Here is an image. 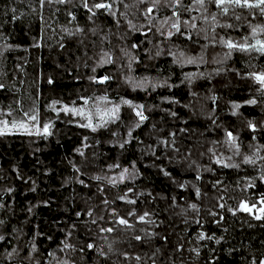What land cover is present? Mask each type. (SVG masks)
Segmentation results:
<instances>
[{
  "label": "trees",
  "instance_id": "16d2710c",
  "mask_svg": "<svg viewBox=\"0 0 264 264\" xmlns=\"http://www.w3.org/2000/svg\"><path fill=\"white\" fill-rule=\"evenodd\" d=\"M75 2L79 5L80 0H75ZM125 2L135 4L136 0H125ZM184 3L190 4L191 0H184ZM30 5H37V0H0V34L7 35L9 42L15 45V49L7 54L8 58L0 61V72H7L9 76L16 75L17 86L21 88L20 93H17L15 97L11 93H0V107L6 108L10 103L15 107L13 101L19 98L22 99L24 108L28 109L39 90L40 98L35 102V106L44 120L50 118L55 120L53 113L46 110V106L52 100H61L65 103L75 100L76 106L79 107L82 103L78 99L79 96L98 97L107 94L109 100L119 102L123 95L136 103L147 105L152 110L147 112L149 120L135 132V135L143 140L144 144L138 145L133 141L126 146L125 150L110 146L109 142L113 138L109 131L101 130L93 134L87 130L78 129L73 124L66 123L70 117L63 114L60 119L55 120L53 129L55 134L48 141L20 135L0 139V176L6 177V179L0 180V189L6 185H11L16 189L14 198L9 200L14 204L15 215L11 216L6 227H0V234L7 237L6 241L0 243V254L11 251L12 245L17 243L21 248H24L26 241L32 239L33 233L37 231V225L41 233L53 236L52 241H49L46 236L38 238V252L43 254L46 249L53 250L63 238V233L57 228V221L62 225L70 224L75 220V212L83 210L89 205H99L100 208H103V205L100 204L102 197L98 196L95 187L89 190L74 183L62 186L63 181L73 175L69 161H73L78 166L81 164V158L75 155L73 149L80 146L82 135H88L90 143H95V139L101 141L98 147L85 150L90 161L86 169L89 175L102 173L108 164L115 162H119L123 167H128L133 161L136 162L139 176L127 185H120L119 189L108 188V198L111 199L118 190L126 191L127 187H133L136 193H152V196L139 197L136 205H126L116 201L112 207H117L121 214L132 208L139 214L145 211L152 213V219L156 220L160 227H149L148 230L168 236L166 245L168 252L172 251L178 240L184 241L186 248L191 247L192 245L187 241L193 240L200 230L217 238L223 237L220 245L205 242L208 246L201 249L202 254L198 261L192 259L190 254L185 251L186 264H205L212 248L216 249L214 256L217 264H245V261L251 258L250 254L259 256L264 252V222L253 220L246 213H237L234 217L227 211L228 207H236L241 200L255 202L261 193H264V184H260L258 180L254 188H247L245 183L246 180L254 179L259 175L261 161L257 159L255 166L240 164L238 168H223L211 163L209 159L211 154L207 151L212 148L216 153L214 158L226 159L233 156L226 145L213 143V141L222 142L225 139V129L231 130L237 137L243 155H251V152L255 151V149L250 150V145L253 143L252 133L247 129L246 121L264 119V97L255 91L250 80L241 79L236 73L246 74L251 70L250 65H256V70L264 69V58L252 59L247 54L234 52L232 57L223 63H213L214 58L217 60L223 58L226 49L218 44L216 47H211L210 40L204 39L203 31L197 33L196 30H193L190 33L191 41L184 39L183 36H174L172 41L165 40L163 43H161L162 37H154L152 32H149L148 39L152 40V43H147L145 37L141 36L139 32H127L129 25L125 19L120 20L121 27L119 29L113 17L104 14H98L94 17V23H90L88 14L80 7L72 8L77 17L74 24L85 29L96 28L95 36L91 31H87L85 36L66 39V48L60 50L57 47V41L61 39V28H72L73 25L67 23L66 9L56 12L55 6H53L44 11L43 46L33 48L31 47L33 42L40 38L41 24L38 15L32 13ZM144 7L146 5L130 8L127 20H131L137 27H140L141 24L146 25L147 21L138 11V8ZM114 8L120 12L124 11L123 4H117ZM13 9H15L14 13ZM170 14V11L163 7L153 13L158 21ZM238 14L241 16L239 21L234 17L228 21L234 25L232 29L217 28L216 32L241 42L246 35H250L249 23L264 24V19H252L246 12L238 11ZM192 15L198 16L199 13L194 12ZM183 18L189 19L187 14H184ZM224 20L225 18L221 17V22ZM197 27H208L207 35L211 37L212 31L209 26L197 21ZM142 31H147V27ZM154 31L155 29H153ZM125 35L127 39H117L118 36ZM81 39L84 40V44L80 43ZM131 42L140 44L138 50L140 64L133 66L132 73L136 78L148 76L152 80L167 79L168 83L178 85V87L170 90L167 87L158 88L155 92H133L124 85L120 80L118 64L126 63V61L122 62L119 59L121 56L120 47ZM155 44H160L164 48V54L149 60L145 53L147 50H151L154 54ZM206 44L209 46L204 48L203 46ZM85 45L89 56L103 47L117 58L118 64L105 65L103 69H98L97 74L100 76L115 74L116 78L110 82V86H89L86 76L90 75L91 71L90 68H85L82 63L79 64L77 72V57L83 59ZM169 48L177 54L181 51L189 56L202 54L207 62L181 66L173 62L172 56L168 54ZM17 64L24 65L26 75L15 73L14 66ZM57 64L61 67H57ZM77 75L80 77L79 81L75 78ZM49 76L55 80L52 86L47 83ZM186 76H190L191 80H186ZM20 81H23V84H20ZM213 95L217 97L215 105L210 99ZM253 97L257 98L258 104L256 106L246 105L245 101ZM167 100H174L175 103H168ZM233 103L241 105L238 109L241 115H231ZM213 108H215L214 112ZM161 109L174 111L177 113V117L173 119ZM121 115L124 122H130V112L127 107L122 108ZM20 116L21 113L17 112L16 117L20 118ZM210 116L216 119L218 126L212 124ZM154 124L157 126L156 132L150 131ZM110 128L118 133L117 139L127 131L123 123L110 125ZM181 128H185L186 131L180 133ZM159 129H163V131H159ZM169 132L177 133V146L181 148V151L186 148L191 149L189 160L179 164L169 163L164 158L162 145L158 153L161 157L159 160H154L150 155L143 154L142 149L150 151L146 147L148 144L156 146L154 136L170 139L167 136ZM256 135L258 138L255 143L264 145V134L258 131ZM35 149H39V151H34ZM93 152L96 153L95 158H93ZM201 152H204L203 156L200 155ZM185 154L187 155V153ZM169 155H172L170 150ZM260 155H264V151ZM241 159V156H233L232 162L239 163ZM189 164L192 167H189ZM13 166H17L23 174L36 180L38 185L36 193L28 191L30 184L25 185L19 180L13 179L15 175L11 172ZM159 167H165L171 173V179L164 177L159 172ZM196 168L200 169L202 177L200 181L195 179ZM209 168L212 171H208ZM45 170L50 173L48 177L43 175ZM173 179L184 184L185 188L181 190L172 182ZM217 181L220 183L216 184ZM86 182L91 183L87 180ZM197 187L201 191L200 198L195 195ZM0 194H3L2 191ZM221 196L224 199L219 202L225 204L224 209L216 207ZM173 197H176L177 200L176 208L171 207ZM73 198H75L74 204ZM42 200H48L51 206L45 208L41 205L35 209V215L29 217L26 211L27 207ZM191 203L197 205L198 213L187 208V205ZM185 209L187 210L185 211ZM209 210H215L219 215L213 218L209 215ZM220 216H223L224 219L219 220ZM0 218L7 219L8 217L0 213ZM196 219L201 220L203 229L195 223ZM185 220L188 221L187 224ZM217 220L219 223H216ZM131 222L135 224V219L131 218ZM13 226L23 229V236L19 242L11 237ZM140 227L145 226L136 225L137 229ZM130 235V232L118 230L112 234L105 233L103 238L93 233L91 239L95 240L97 246H103L105 251H107L108 243H112L115 251H131L134 254L139 249L130 248ZM84 238L85 230L81 223L79 239L74 237V242H83ZM162 243L158 238L153 241L154 246H160ZM231 248L238 249V251L229 252ZM21 255L25 256L26 250ZM92 258L94 259V255ZM116 259L117 257H112V261ZM0 264H9V262L0 255ZM12 264H19V260L14 259ZM24 264H27V261Z\"/></svg>",
  "mask_w": 264,
  "mask_h": 264
},
{
  "label": "snow or ice",
  "instance_id": "6c2138e0",
  "mask_svg": "<svg viewBox=\"0 0 264 264\" xmlns=\"http://www.w3.org/2000/svg\"><path fill=\"white\" fill-rule=\"evenodd\" d=\"M117 4H123L124 11L120 12L114 8ZM138 5H146L144 8H138V11L143 16L147 24H141L137 27L127 20V13L130 8L138 7ZM55 6V11L59 12L61 9H66L67 23L73 25L72 28L62 27L61 28V39L57 41V47L60 50L66 48V39H73L81 36H85L87 31H91L92 35L97 34L96 28L85 29L76 26L74 22L77 21V17L72 11V8L80 7L88 14V20L90 23H94V17L98 14H104L113 17L116 21V26L119 29L121 27L120 20L125 19L129 25L127 32L136 33L143 37L147 43H152V40L148 39L149 32L152 35L162 37L163 41H172L174 36H183L184 39L191 41V32L196 30L197 33L203 31L205 33L204 39L210 40L211 47H216L217 44L226 49L223 53V58L220 60L213 59V63H223L225 60L230 59L234 52H240L247 54L250 58L256 57L264 58V24H251L249 23L250 35H246L241 42L232 40L230 37L225 35H219L216 32L217 28L221 29H232L234 25L228 21L234 17L237 21L241 19L238 11H243L248 14L252 19L261 18L264 19V0H191L190 4H185L184 0H136L135 4H128L125 0H80L79 5L76 4L75 0H37V5H30L32 13L38 15L41 24V34L39 40L33 42L31 47L40 48L43 46L42 41L44 39V11L46 8H52ZM71 6V7H68ZM161 7L170 11V15L165 17L163 20L158 21L156 16L153 15L154 11L159 10ZM214 9V10H213ZM15 9H13V13ZM198 12L199 15H192V13ZM187 14L189 19H184L183 15ZM221 17L225 18L224 22H221ZM247 19V17H245ZM197 21H200L203 25L209 26L212 31L211 37L207 35L208 27H197ZM166 26V27H165ZM147 27V31H142L143 28ZM153 29L155 31L153 32ZM117 39L125 40L127 36H118ZM81 44H84V40H80ZM95 44V41H93ZM209 45L206 44L203 47L207 48ZM140 44L131 42L129 44L122 45L120 47V61H126V63H119L117 58L110 52L101 47L98 51H94L91 56L88 55L87 46L85 45L84 57H77V72L79 71V64H83L85 68H90L91 74L86 76L89 82V86L101 85L110 86V82L114 80L115 74H105L103 76L98 75V69H103L105 65L118 64L120 69V80L121 82L129 87L133 92H155L158 88L167 87L169 90L178 87V85L168 83V80H152L148 76L142 78H136L132 73L134 71L133 66L140 64L139 50ZM155 52L147 50L149 60L160 57L164 54V48L160 44L154 45ZM15 49V45L9 42L7 35L0 34V61L6 60L9 53ZM168 54L173 58V62L183 66L184 64H198L200 62H207L205 57L201 55L189 56L183 51L179 54L173 52L171 48L168 49ZM91 61V63H89ZM15 67V73L25 74L24 65L17 64ZM57 67H61L57 64ZM250 71L242 75L237 72L236 75L241 79L250 80L252 86L255 87V91L259 93L261 97H264V69L256 70V65H250ZM126 70V71H125ZM231 70V69H229ZM219 71V70H218ZM71 75V73H69ZM76 80L79 81L80 77L77 75ZM186 80H191L190 76L185 77ZM10 81V82H9ZM48 85L52 86L55 80L52 76L47 79ZM183 83V81H182ZM23 84V81H20ZM21 88L17 86V76H9L7 72H0V93H11L14 97L17 93H20ZM39 90L37 95L33 99V103L28 107L24 108L22 99H14L13 104H8L6 108L0 107V139L9 136L20 135L27 137H35L38 140L48 141L55 133L53 131L55 126V120L60 119L61 114L70 117L66 123L73 124L78 129H84L88 132L96 134L101 130L109 131L113 138L109 144L111 147H118L121 150H125L127 145H130L135 141L138 145H143L144 141L135 135L136 130L141 129L145 125V122L149 120L147 112L152 109L143 103H136L132 99L125 98L121 95L119 102H113L109 100L107 94L102 96H79L78 99L82 102L79 107L76 106V101L73 100L70 103H65L61 100H52L50 104L46 106V110L53 113L54 119L44 120L41 118L39 111L35 106V102L39 100ZM213 104L215 105L216 96H211ZM168 103H175L174 100H167ZM248 106H256L258 104L257 98L253 97L245 101ZM127 107L130 112V122H124L121 115L122 108ZM154 107V106H153ZM241 107L240 104L233 103L231 105V115L239 116L238 109ZM166 112L168 116L175 119L177 113L167 109H161ZM215 108H213V112ZM21 113L20 118L16 117V113ZM214 126L217 125V121L214 117H209ZM123 123V126L127 129L126 134L118 138V133L110 128V125ZM246 127L249 132L252 133L251 139L253 143L250 145V150L255 149L251 152V155H243L241 148L238 143L237 137L234 136L233 132L229 129H225V139L221 141H213L214 144L222 143L226 145L228 150L233 153V156H241L242 159L239 163H233V156L225 158H214L216 153L212 148L207 151L211 155L209 159L212 164L223 168H238L240 164L244 165H256L257 159L261 161L259 168V175L254 179L246 180L247 188H254L256 181L260 184H264V155H260L264 151V145L255 143L257 140L256 133L259 131L264 134V119L260 121L247 120ZM152 132L157 131V126L154 124ZM163 131V129H159ZM180 133L186 131L185 128H181ZM169 138H162L154 136L153 139L156 141V146L148 144L146 147L150 151L142 149L143 154L150 155L154 160H159L161 157L158 155L160 146L164 147V158L169 163H182L187 161L191 157V149H184L177 146L176 132H169L167 134ZM95 139V137H93ZM101 144L99 139H95V143L89 142L88 135H82L80 140V146L73 149L75 155L81 158V164L78 166L73 161H69L71 165L73 175L65 181L62 186H66L69 183H74L82 186L85 189L91 190L93 187L97 189L99 197H102L99 205H89L83 210L75 212V220L70 224H61L59 221L56 222L57 228L63 233V238L60 239L56 248L53 250H44L43 254L38 252L37 240L41 236H46L49 241L53 240L52 235L41 233L38 229L33 233L32 239L27 240L24 248H21L20 244L12 245L11 251H6L3 254V259L12 264L14 259L19 260V264H186L185 251H187L192 259L198 261L201 258V249L207 247L205 242H213L216 245H220L223 237L217 238L214 235H208L205 231L200 230L193 237V240L187 241L191 244V247H187L185 242L178 240L175 247L171 252L167 251L166 245L168 244V236L160 234L155 231H149L148 228H158L156 220L152 219L153 214L145 211L142 214L132 209H127L124 214H121L115 205L116 201H120L126 205H136L139 197L147 195L152 196V193L145 194L144 192L136 193L133 187H127V190H118L111 199L108 198V188L119 189V186L134 181L138 176L139 172L137 164L133 161L128 167H123L119 162L108 164L106 169L102 173L95 175H89L86 169L90 163L89 157L86 153V149L96 148ZM169 150L172 155H169ZM34 151H39L35 149ZM187 153V155L185 154ZM201 156L204 152L200 153ZM96 157V153L93 152V158ZM39 163V161H37ZM154 166H156L154 164ZM189 167H192L189 164ZM212 171L211 168L207 169ZM197 175L195 179L200 181L202 179L200 175V169L196 168ZM11 172L14 173V180H19L25 185L30 187L28 191L36 193L38 191V185L36 180L31 176H26L17 167L13 166ZM159 172L164 177L171 179V173L166 170L165 167H159ZM112 173V175H109ZM43 175L48 177L50 173L45 170ZM86 178V179H85ZM6 177L0 176V180H4ZM91 181V183L86 182ZM173 183L177 185L181 190L185 188L184 184H180L174 179ZM220 182L217 181L216 184ZM216 187V185H213ZM3 194H0V213H3L8 218H0V227H6L10 221L11 216L15 215V207L9 200L13 199L16 193L15 187L6 185L0 189ZM195 195L197 198L201 197L200 188H195ZM135 197V198H133ZM224 199L223 196L219 197L216 207L220 209L225 208L224 203H220ZM75 198H73V204ZM87 203V202H86ZM43 206L48 208L51 206L48 200L39 201L37 204H32L27 207L26 211L29 217L35 215V209ZM177 200L176 197L172 198L171 207L176 208ZM188 209H192L199 212L197 205L191 203L187 205ZM187 209H185L186 211ZM227 211L232 216H236L237 213H246L255 221L264 222V193H261L259 199L255 202L248 200L239 201L236 207H228ZM103 213V214H101ZM209 215L216 218L219 214L215 210H209ZM87 217V219H84ZM131 218L135 219V224L131 222ZM224 217L220 216L219 220H223ZM219 220L216 223H219ZM83 224L85 230V238L83 242H74V237L78 240L80 234V226ZM187 224L188 221L185 220ZM195 223L203 229V225L200 219H196ZM136 225H142L145 227L136 228ZM122 230L124 232H130L129 246L131 249L139 251L133 252L124 251L117 252L114 250L112 243H108L107 251L104 250L103 246H97L94 239H91L92 234L96 236L104 237V234H112ZM23 236V229L13 226L11 231L12 239L17 242ZM158 238L163 243L160 246H154V239ZM7 237L4 234H0V243L6 241ZM134 241V243H132ZM26 250V255L22 256L21 253ZM216 249L212 248L209 251L208 259L205 264H217V260L214 256ZM238 249L231 248L229 252H235ZM94 255V259L92 258ZM117 257L116 260L112 261V257ZM251 258L245 261V264H264V252L259 256L250 254Z\"/></svg>",
  "mask_w": 264,
  "mask_h": 264
}]
</instances>
